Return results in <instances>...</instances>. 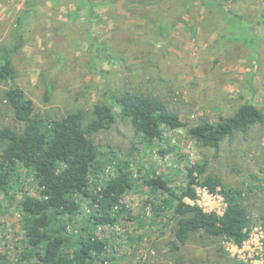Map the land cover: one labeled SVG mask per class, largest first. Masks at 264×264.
I'll return each instance as SVG.
<instances>
[{"label":"rangeland","instance_id":"1","mask_svg":"<svg viewBox=\"0 0 264 264\" xmlns=\"http://www.w3.org/2000/svg\"><path fill=\"white\" fill-rule=\"evenodd\" d=\"M92 1L90 23L83 15L69 23L67 0H0V49L10 47L18 19L30 9L19 29L21 48L12 56L14 78L0 82V128L23 130L4 100L11 85L22 89L33 113L42 119L60 120L69 112H81L87 123L95 104L112 106L116 116L108 130L90 138L100 164L91 176V190L96 194L116 178L123 162L132 188L114 206L115 221L96 227L90 217L98 207L87 197H76L78 208L66 217V231L74 236L93 233L105 244V264H264L259 262L264 255V122L224 140L218 150L198 146L184 128L163 126L162 139L147 145L128 120L119 118L115 102L124 93L150 97L187 126L216 124L244 103H252L264 116V44L253 53L243 43H228L220 11L211 12L199 2L185 7L171 30L160 32V19L172 0ZM209 1L264 35V0ZM89 33L113 55L101 54L100 71L88 65ZM2 149L0 142V156ZM194 164L204 165L203 177L219 178L241 192L250 219L241 245L199 233L173 248L176 219L168 211L155 210L166 193L152 191L143 181L160 176L178 193ZM19 171L12 200L0 192V253L5 264L27 262L22 260L26 244L21 199L39 196L33 175ZM195 191V200L186 203L223 213L225 204L218 195L200 186Z\"/></svg>","mask_w":264,"mask_h":264},{"label":"trees","instance_id":"2","mask_svg":"<svg viewBox=\"0 0 264 264\" xmlns=\"http://www.w3.org/2000/svg\"><path fill=\"white\" fill-rule=\"evenodd\" d=\"M69 3V23L85 16L87 23L94 17L92 0H67ZM199 2L211 12L220 11L226 27L228 43H243L253 53L264 44V35L252 31L247 22L209 0H172L166 17L159 23L160 32L171 30L180 18L182 10ZM31 6V3L29 4ZM32 8V7H30ZM30 9L18 19L13 43L0 49V82L8 83L14 78L12 56L19 51L22 36L19 29ZM170 26V27H169ZM237 29V30H236ZM91 60L89 68L97 70V60L101 54L113 57L111 49L90 33L88 34ZM100 71V69H98ZM48 90L46 96H49ZM4 100L23 124L21 133L0 128V142L3 144L0 156V192L12 200L18 189L20 169L30 172L39 188V196H23L21 211L26 249L22 260L25 264H105V244L93 233L71 235L66 231V217L76 214L78 196H84L96 205L99 212L91 215L94 227L113 223V209L125 191L132 188L130 173L123 162L119 174L92 193L91 176L100 169L98 151L90 139L100 131L108 130L116 116L112 106L95 104L92 118L85 123L81 112H69L60 120H47L33 113V104L22 89L11 85L4 93ZM119 106V118L128 120L135 133L149 145L152 140H161L162 126L169 130L184 128L195 143L204 148L219 149L220 144L236 133L246 134L253 125L262 124L264 116L252 103L239 106L233 115L219 118L216 124L204 122L187 126L179 116L167 110L165 105L150 97L124 93L115 98ZM204 165L194 164L187 169L186 187L178 193L160 176L146 178L143 183L154 192L166 193L158 212L168 211L176 219L173 248L186 244L190 235L204 234L208 237H224L239 246L248 236L249 216L241 204V192L228 187L219 178L204 176ZM203 177V178H202ZM96 186V185H94ZM206 188L211 194L221 196L225 209L221 215L204 212L185 199L195 200V187ZM264 219V216H263ZM5 256L0 253V264H5Z\"/></svg>","mask_w":264,"mask_h":264},{"label":"built area","instance_id":"3","mask_svg":"<svg viewBox=\"0 0 264 264\" xmlns=\"http://www.w3.org/2000/svg\"><path fill=\"white\" fill-rule=\"evenodd\" d=\"M204 192L205 193H207V194H209V192L206 190V188H204ZM209 195H211V194H209ZM217 195V194H216ZM219 196V195H218ZM220 198H221V196H219ZM222 199V198H221ZM189 204V203H188ZM190 205H194V203H192V204H190ZM196 206H198V205H196ZM199 207V206H198ZM219 215H221V214H219ZM235 245V244H234ZM237 246V245H236ZM259 262H264V255L262 254V255H260V260H259Z\"/></svg>","mask_w":264,"mask_h":264}]
</instances>
